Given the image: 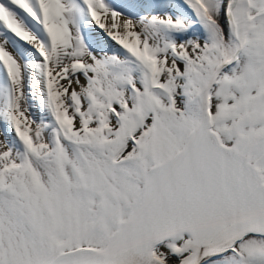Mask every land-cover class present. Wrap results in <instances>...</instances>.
<instances>
[{
    "label": "snow or ice",
    "instance_id": "obj_1",
    "mask_svg": "<svg viewBox=\"0 0 264 264\" xmlns=\"http://www.w3.org/2000/svg\"><path fill=\"white\" fill-rule=\"evenodd\" d=\"M0 264H264V0H0Z\"/></svg>",
    "mask_w": 264,
    "mask_h": 264
}]
</instances>
